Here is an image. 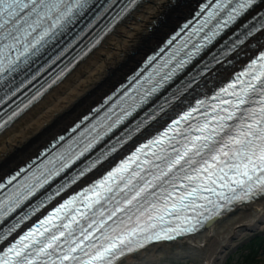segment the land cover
Here are the masks:
<instances>
[{"label":"snow or ice","instance_id":"obj_1","mask_svg":"<svg viewBox=\"0 0 264 264\" xmlns=\"http://www.w3.org/2000/svg\"><path fill=\"white\" fill-rule=\"evenodd\" d=\"M136 4L0 0V103L50 74L102 15L118 9V20ZM201 16L189 34L203 32L200 42L187 39L173 49L155 76L145 78L150 87L125 93L91 127L77 132L76 124L77 134L60 136V148L31 173L18 171L6 182L0 177V243L60 198L35 227L0 249V264H117L145 242L195 230L203 213L191 227L172 226L169 217L179 220L206 204L223 207L219 200L264 196V0H204L195 13ZM189 43L193 50L183 51ZM249 48L245 70L210 99L197 98L202 87L185 94L199 72L177 87L205 56L202 70L216 64L220 71ZM134 136V151L116 163Z\"/></svg>","mask_w":264,"mask_h":264},{"label":"bare ground","instance_id":"obj_2","mask_svg":"<svg viewBox=\"0 0 264 264\" xmlns=\"http://www.w3.org/2000/svg\"><path fill=\"white\" fill-rule=\"evenodd\" d=\"M197 2L146 0L139 6L61 85L0 136V177L36 155L89 111L195 10ZM230 73L228 68L222 69L212 80H226ZM263 227L264 199L212 222L198 235L151 245L119 264H146L169 254L181 258L199 255L203 264H219L236 238Z\"/></svg>","mask_w":264,"mask_h":264},{"label":"rangeland","instance_id":"obj_3","mask_svg":"<svg viewBox=\"0 0 264 264\" xmlns=\"http://www.w3.org/2000/svg\"><path fill=\"white\" fill-rule=\"evenodd\" d=\"M236 244L227 249L222 255L219 264H264V227L261 230L246 231L240 238L234 241ZM202 257H176L167 255L159 261L146 264H203Z\"/></svg>","mask_w":264,"mask_h":264}]
</instances>
